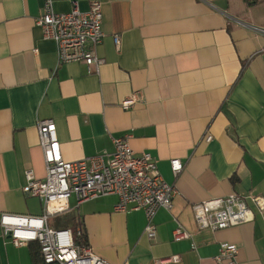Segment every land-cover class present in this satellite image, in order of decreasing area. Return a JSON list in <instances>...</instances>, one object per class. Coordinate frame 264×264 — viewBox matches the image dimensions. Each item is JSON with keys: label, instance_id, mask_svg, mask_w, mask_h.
Returning <instances> with one entry per match:
<instances>
[{"label": "crops", "instance_id": "1", "mask_svg": "<svg viewBox=\"0 0 264 264\" xmlns=\"http://www.w3.org/2000/svg\"><path fill=\"white\" fill-rule=\"evenodd\" d=\"M46 1L0 0V214L43 212L22 188L27 169L46 175L38 123L52 117L65 159L112 152L113 137L131 134L133 149L152 153L178 191L173 207L157 212L153 238L145 211H116L114 194L79 205L72 195V210L54 226L82 228L111 264H227L216 260L222 241L239 246L232 264H264V208L253 200L264 201V34L251 27H264V0H97L105 33L98 72L59 63L56 42L35 22ZM51 1L67 12L95 0ZM134 92L140 101L123 108ZM175 157L184 163L178 176ZM233 192L253 219L199 228L193 204ZM179 225L189 237L174 238ZM38 251L40 260L37 242L16 246L0 224V264H37ZM176 254L179 262L158 261Z\"/></svg>", "mask_w": 264, "mask_h": 264}, {"label": "built area", "instance_id": "2", "mask_svg": "<svg viewBox=\"0 0 264 264\" xmlns=\"http://www.w3.org/2000/svg\"><path fill=\"white\" fill-rule=\"evenodd\" d=\"M253 1V0H248ZM43 36L57 44L59 63L83 62L90 72H98L105 59L98 53L103 37V4L93 1L88 10L80 9L77 2L67 12L56 11L47 0L43 12L36 17ZM255 31L264 34V27L252 25ZM117 46L119 35H115ZM138 92L126 97L121 105L125 109L140 101ZM40 145L43 150L46 175L37 177L33 169L25 171L23 192L38 197L43 202V212L20 214L2 212L0 224L3 233L16 246L37 242L40 260L37 264H111L95 253L82 237V228L56 227L49 222L51 216L69 213L70 198L75 195L77 204L104 195H117L116 211L144 210L147 217L145 233L156 235L155 217L161 208L171 209L177 194L174 184L168 183L161 174L152 153L136 152L130 143L131 134L113 137L112 152H101L78 160H67L61 150L57 124L52 117L39 120ZM207 141L212 139L208 134ZM171 168L178 176L184 169L180 158L171 159ZM264 208L261 197L253 198ZM193 212L199 228L217 231L241 225L253 219V212L244 196L233 192L226 196L194 203ZM190 233L179 225L174 231L177 240L189 237ZM239 252L237 243L222 241L216 260L219 263L236 262ZM179 254L166 261L179 262Z\"/></svg>", "mask_w": 264, "mask_h": 264}, {"label": "rangeland", "instance_id": "3", "mask_svg": "<svg viewBox=\"0 0 264 264\" xmlns=\"http://www.w3.org/2000/svg\"><path fill=\"white\" fill-rule=\"evenodd\" d=\"M74 212L72 211V213H70L68 216L71 217ZM60 221H61V217L60 216H51L49 218V222H50L51 225L52 224L59 225L60 224Z\"/></svg>", "mask_w": 264, "mask_h": 264}, {"label": "trees", "instance_id": "4", "mask_svg": "<svg viewBox=\"0 0 264 264\" xmlns=\"http://www.w3.org/2000/svg\"><path fill=\"white\" fill-rule=\"evenodd\" d=\"M82 237H83V239L85 241H87V235H86V232L85 231L82 232ZM32 255H33V258H34L35 263H37L39 261V251L36 252V253L33 252Z\"/></svg>", "mask_w": 264, "mask_h": 264}]
</instances>
